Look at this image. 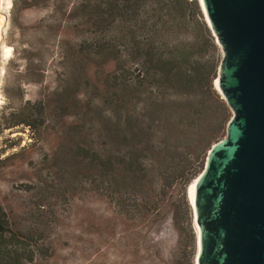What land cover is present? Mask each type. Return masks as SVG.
Here are the masks:
<instances>
[{
    "label": "rangeland",
    "instance_id": "374dc122",
    "mask_svg": "<svg viewBox=\"0 0 264 264\" xmlns=\"http://www.w3.org/2000/svg\"><path fill=\"white\" fill-rule=\"evenodd\" d=\"M6 1L0 41L1 51L7 49L0 56V211L9 231L24 242L31 237L22 264H193L185 191L194 181L192 167L202 164L214 144L206 146L209 134L222 136V109L215 115L210 108L205 119L203 114L186 118L189 136H180L176 161L159 166L154 158L147 178L155 180L146 182L155 189L153 205L139 212L137 179L115 171L110 185L102 170L76 156L80 147L101 155L124 150L116 136V33L108 32L100 9L85 0ZM212 85L218 93L214 77ZM27 102L31 110L45 111L38 130L5 128L13 121L8 115ZM34 119L40 124L37 115Z\"/></svg>",
    "mask_w": 264,
    "mask_h": 264
},
{
    "label": "trees",
    "instance_id": "16d2710c",
    "mask_svg": "<svg viewBox=\"0 0 264 264\" xmlns=\"http://www.w3.org/2000/svg\"><path fill=\"white\" fill-rule=\"evenodd\" d=\"M86 2L100 9V16H104V22L109 24L108 32L116 33L115 80L119 113L116 136L124 150L101 155L80 147L76 156L102 170L110 185L116 179L115 171L122 173L124 178L137 179L135 208L143 212L142 208L153 205L155 189L146 182L155 180L147 178L155 166L154 158L160 160L159 166H165L168 160L176 161L173 153L181 148L180 136H189L190 124L186 123V118L192 116L193 120L196 115L203 114L205 119L210 108L215 115L222 109L223 117L218 122L220 129L230 118L212 85L220 62L218 59L214 65L211 63L215 40L196 0ZM75 4L69 10L74 9ZM51 19L52 16L48 22ZM41 104L38 103L40 107ZM29 106L27 102L18 114L10 113L8 117L13 121L5 128L23 125L30 131H37L44 121L45 111L43 108L31 110ZM34 114L40 124L36 123ZM217 133L209 134L212 137L207 147L211 140H215L214 143L219 140ZM202 170L203 164L197 163L192 167L189 179L195 180ZM164 173L166 175V171ZM164 173L160 171L161 176ZM7 228L6 215L0 211V264H22L29 256L31 244L28 240L31 237L24 242Z\"/></svg>",
    "mask_w": 264,
    "mask_h": 264
},
{
    "label": "water",
    "instance_id": "95a60500",
    "mask_svg": "<svg viewBox=\"0 0 264 264\" xmlns=\"http://www.w3.org/2000/svg\"><path fill=\"white\" fill-rule=\"evenodd\" d=\"M197 3L230 118L185 191L193 264H264V0Z\"/></svg>",
    "mask_w": 264,
    "mask_h": 264
},
{
    "label": "bare ground",
    "instance_id": "6f19581e",
    "mask_svg": "<svg viewBox=\"0 0 264 264\" xmlns=\"http://www.w3.org/2000/svg\"><path fill=\"white\" fill-rule=\"evenodd\" d=\"M5 1L6 0H0V23H1V29H0V41H1V33H2V29H3V26H4V17H3V15H2V11H4V8H5V5L7 6L8 4H7V1H6V3H5ZM5 49V48H4ZM6 53H7V49H5V50H3L2 49V51H1V47H0V56H1V54L2 55H6ZM194 182V181H193ZM192 182V183H193Z\"/></svg>",
    "mask_w": 264,
    "mask_h": 264
}]
</instances>
